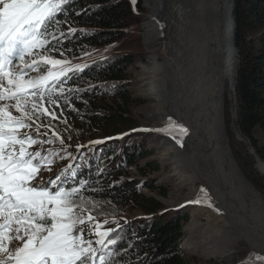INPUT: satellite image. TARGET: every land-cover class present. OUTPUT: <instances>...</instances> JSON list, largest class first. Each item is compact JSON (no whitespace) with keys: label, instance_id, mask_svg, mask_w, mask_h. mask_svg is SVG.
Segmentation results:
<instances>
[{"label":"rangeland","instance_id":"obj_1","mask_svg":"<svg viewBox=\"0 0 264 264\" xmlns=\"http://www.w3.org/2000/svg\"><path fill=\"white\" fill-rule=\"evenodd\" d=\"M126 1L131 5L133 12L136 15V18L134 19L136 24L131 25L132 28H127V31L125 32V38L123 34V46L120 48V50L122 51V54H127L130 56L129 58H131V61L133 62L132 65L124 71V84L127 87L126 89L129 92V95L132 96L131 101L129 102L130 109L126 108L130 113L127 116V119H129L135 125L136 129L131 131L132 133L130 132L126 136L122 137L120 141L125 143L127 142V144H129L130 152L132 151L131 153H134L135 148L141 149L144 147V150L141 152L143 154L140 156V158H138L139 160H134L129 165H122L120 161L122 154V150L119 146L120 144L99 143L102 141H97V139L93 140V138L89 136H85L88 138L84 137L77 139L74 136L76 135L75 132H80L81 129L73 126L69 121H64L62 119L64 118V114L61 112L63 107L65 109L70 108V110H74L75 107H70L68 102L63 103L62 106L60 105V101H55L50 105L54 107H57V104L59 105L58 123L63 126L62 128L64 138L62 139H64L65 142L61 144L59 140H56V137L53 135L51 130L39 127V132H36L35 127V132L33 134L37 135L40 140L47 141L49 138H51L53 141L51 144H44L43 148H41L40 145H36V150L41 151V153H48L49 151L58 152L59 155L53 160H57L56 163L61 167L67 165L74 158H80L84 159L85 163H87L88 160H91L93 162L92 166L94 169H98V166L100 165V169H98L96 173H102L107 169L118 170L119 168H122L119 171L120 177H122L123 180L130 181L133 183V185L137 186L138 190H140V195H143L148 199H152L162 206V210H160V212L150 216L131 205V207L125 209V211L119 212V215H113V218L108 216L106 218H97L92 215L88 207L84 206V211L81 212V215L85 217L91 215L94 218L90 222L91 224L102 225V227L99 229L101 232L112 231V235L106 238L105 244L108 243L110 247H114V251L117 253V255L122 253V257L125 258L126 255L134 254L132 252L135 251V248H132L130 251L127 245L124 244V247H127L126 250L119 252L118 245L126 240L128 241L129 245L132 246V243L136 239L140 228H147L149 225L155 222L167 223L168 221H174L181 217L183 220L181 222L183 232L182 239L179 242V250L190 262L202 264L210 262L219 264H249L250 259L255 257L257 258V264H259V261L264 259V248H255L253 245L254 242L251 241L250 238H256L257 236L259 239L262 238V235H264V230L261 229L262 227L259 228L256 225L245 227L242 226L238 220H234L235 218L232 217V214L235 213V211H232V208L227 206L226 199L220 195H214L213 200L210 198L209 202L211 203L212 207L203 206L204 203L201 205H195L192 203L184 204V200L189 196L190 192H198L199 194H202L201 189H204L207 191L208 195L212 196V188L209 186L207 181H205V179L202 177H200L199 180L192 179V181H190L188 185L184 186L180 192H177L172 185L162 183L163 179L170 176L171 174L173 175L175 170L172 166H165L162 164L152 142L159 134V132L155 131L156 129L166 128L168 126L169 120H172L180 125V118H184V116L180 113L184 106H182L181 102L179 101H173L174 97L172 98V96L175 95L174 92L172 93V90L175 91L172 88L174 86L177 87V79L173 75H167L166 84H168L166 85V90L169 91V95H172L170 97L162 94L156 98H148L139 95L137 92L138 90L144 91L146 89V84L144 82H140V77H142L143 74L142 68L145 66H152L156 63L164 65L166 68H168L170 65L169 58L172 57L171 48L174 46L170 44L172 42H169V39L166 37L165 29L167 28V24L164 22L161 23L163 28H161V26L157 27L156 37L159 42L152 44V42L147 39V35L150 33L151 29V7H153L151 5H154V0H136L135 5L132 4L131 0ZM232 5L234 11V0H232ZM65 22V20H60L53 29L52 32L57 33L56 37L49 36L50 44L52 45L48 47L51 49H47L46 51L51 50V56L49 57L50 59L62 62V65L68 68H80L83 65L88 64V62L93 59H96L98 62L109 59L115 55L106 53L102 54L99 58H91L86 61H82V57L72 58L71 60H63L64 58L68 57L65 55V52L60 51V47H57V42L60 40L59 36L67 33L72 28ZM62 39L63 40L61 44L63 45L66 43V40L64 38ZM234 39L235 49L239 51L236 47V35H234ZM63 46H66V44ZM238 53L239 67L235 76L234 90L228 80L226 83L227 92L224 97V122L226 127V135L229 149L234 158L236 157L235 154H241L239 157H244L242 154H250L254 156V151L249 147V143L245 142V140L242 138L241 132L237 126L238 101L236 85L237 77L241 67V53ZM170 78L173 79L171 83H169ZM70 92H73V90L68 89L65 94H56L54 97L60 100L67 96ZM107 100L110 105H113V101L111 99ZM49 109L51 110V108ZM81 135L82 134L80 133V136ZM258 138H260L261 142H264L261 135H259ZM176 139H179V137ZM169 142L172 147L176 148L178 157L182 158L183 161H186L187 159H185V155L188 149L187 143H185V150L181 148L179 144H177L175 139L169 138ZM257 161L256 168L253 170V172L251 168H246L243 165H240L239 167L246 179L248 178L250 181H257L258 184L261 185V190H259L257 187H254L253 185L252 186L259 194H261L264 201V173L261 170V166H263L264 163L259 162V160ZM188 164L189 163H185V166L188 167ZM59 165H55L52 171H56ZM244 165L251 166L250 163H244ZM193 169L194 168L190 170V174H194L192 171ZM99 180L104 182L108 181L106 176ZM96 182L97 180L93 183V185H91V182L86 183L84 190L95 186ZM195 208L199 210L198 213H201L197 220L199 225L206 230H208V227H215V229L208 233L207 231L203 232V229L197 230L192 236V241L196 244L203 245L201 246L203 248L200 247L199 249L188 250L185 247L186 238L188 237L186 230L192 225V215ZM97 212L99 211L96 210V213ZM92 230L95 231L96 229L93 228ZM127 232H130V235H128ZM98 238L99 237L97 236L90 237V240L96 241ZM113 238L117 240L115 245L110 243ZM211 238L214 240L217 239L215 240L216 245L213 243V245H210L211 247L216 248L221 246L222 248L217 249L218 251H221L218 252L220 253L219 255L216 254V256H212V258H206L204 256V247L206 246V248H209L208 243H210ZM93 247H98V245L93 243ZM106 249L109 250L108 246H106ZM110 264L122 263H119L118 260L115 261V258L113 257Z\"/></svg>","mask_w":264,"mask_h":264},{"label":"snow or ice","instance_id":"obj_2","mask_svg":"<svg viewBox=\"0 0 264 264\" xmlns=\"http://www.w3.org/2000/svg\"><path fill=\"white\" fill-rule=\"evenodd\" d=\"M131 2L136 4V0ZM70 3L0 0V264H109L113 256L105 248V240L112 233L99 231L102 225L91 224V215H81L84 204L91 203L83 196L86 182L78 180L75 172L49 182L37 180L41 169L50 170L59 153L27 151L53 142L29 134L33 131L29 121L35 123L49 115L39 110V101L47 93L48 103L52 104V93L61 79L71 71L83 70L65 69L62 62L49 58L51 50L45 51L49 36H57L51 31L59 23L57 17L66 14ZM37 52L41 55H34ZM47 65H60V71L54 73ZM40 69L47 74L25 79L29 71ZM51 119H56L54 113ZM35 131L39 132V125ZM155 131L175 139L180 147L189 134L172 120L166 128ZM53 135L63 144L59 135ZM201 193L194 203L203 200V206L212 207L207 191L201 189ZM92 235L99 238L91 241L87 237ZM93 243L99 247H93ZM110 243L115 245L117 240L113 238ZM249 264H257V258H251ZM259 264H264V259Z\"/></svg>","mask_w":264,"mask_h":264},{"label":"trees","instance_id":"obj_3","mask_svg":"<svg viewBox=\"0 0 264 264\" xmlns=\"http://www.w3.org/2000/svg\"><path fill=\"white\" fill-rule=\"evenodd\" d=\"M234 2L236 47L241 53L237 82V126L242 138L254 151V156L242 154L244 157H239L241 154H235V160L239 166L251 168L253 172L257 160L264 163V142L258 138L261 135L264 141V0H234ZM66 8L67 12L64 14L66 16H63L62 20L72 28L65 34L64 39L71 41L64 48L62 41L59 40L57 47H60V51L76 55L72 52H78L79 47H82L97 57L106 53L115 55L93 64L88 68L83 81L77 80L72 83L73 89L77 85L82 90L72 92L68 95L67 101H62V103L69 102L70 106L75 107L74 110L63 107L62 119L81 129L80 132H75L74 136L77 139L89 136L93 140L97 139L107 144L121 145L120 139L136 129L127 119L130 114L127 109H130L129 102L132 96L129 95L124 84V71L133 62L130 56L122 54L120 50L123 46V34L125 38L127 28H132L131 25L136 24L134 22L136 15L126 0H72ZM73 31L74 37L71 35ZM59 88L60 86H57V89ZM107 99H111L113 105H110ZM42 104L49 110V116L54 113L58 117V107L51 106L50 110L48 101ZM38 122L51 127L59 136L64 137L63 126L51 122L45 116H41ZM143 150L144 147L135 148L134 153H131L130 146L126 142L120 158L121 164L129 165L134 160H139ZM244 163H250L251 166ZM121 169H107L101 175L103 178L106 176L109 182L97 180L96 185L86 191L85 200L91 203L85 207H88L93 215L102 218L107 216L113 218V215H119V212L125 211L131 205L150 216L160 212L162 206L158 202L140 195L137 186L120 177ZM247 180L254 187L262 189L257 181H250L248 178ZM96 210L99 212L96 213ZM182 221L180 217L167 223L155 222L147 228H140L132 246L126 243L130 251L135 248L132 252L134 254L126 255L125 258L121 256L120 263L202 264L190 262L179 250L183 232ZM127 247L121 250H126Z\"/></svg>","mask_w":264,"mask_h":264},{"label":"bare ground","instance_id":"obj_4","mask_svg":"<svg viewBox=\"0 0 264 264\" xmlns=\"http://www.w3.org/2000/svg\"><path fill=\"white\" fill-rule=\"evenodd\" d=\"M151 6V29L147 39L152 44L158 43L157 27L163 28L161 23L164 22L167 24L166 37L174 47L171 48L168 68L157 63L142 68L140 82L146 84V89L137 93L148 98L162 94L170 97L172 95L166 90L167 75L176 77L178 85L172 88L175 90H172L175 93L172 98L184 106L180 111L184 118L179 122L189 133L181 147L186 150L185 143L188 145L186 161L178 157L176 148L169 144V137L159 133L152 142L162 164L175 170L162 183L172 185L180 192L192 179L202 177L213 191L208 197L212 200L214 195L225 198L227 206L235 211L232 214L234 220L242 226L256 225L264 230L263 197L245 178L232 156L224 122L226 83L229 80L234 90L239 67V51L234 45L232 0H154ZM172 81L170 78L169 83ZM185 163L189 166L186 167ZM261 167L264 173V165ZM192 168L194 174H190ZM201 196L198 192H190L184 204L201 205L203 200L200 204L194 203ZM198 211L194 209L192 225L186 230L185 247L188 250L203 246L192 241L196 231L203 229L197 222L201 215ZM213 229L215 227H208L203 232ZM262 236L260 239L258 236L250 238L255 248H264ZM215 240L211 238L209 248L204 247L206 258L220 254L217 249L221 246H210L216 243Z\"/></svg>","mask_w":264,"mask_h":264},{"label":"water","instance_id":"obj_5","mask_svg":"<svg viewBox=\"0 0 264 264\" xmlns=\"http://www.w3.org/2000/svg\"><path fill=\"white\" fill-rule=\"evenodd\" d=\"M233 14H234V11H233V13H232V17H233ZM235 29H236V26H235ZM234 35H236V33H235ZM238 76H239V75H238ZM237 82H238V77H237ZM236 90H237V85H236Z\"/></svg>","mask_w":264,"mask_h":264}]
</instances>
